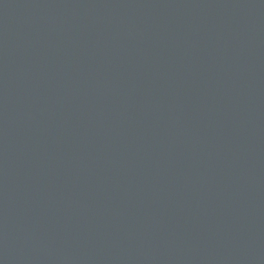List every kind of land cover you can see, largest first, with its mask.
Segmentation results:
<instances>
[{
	"label": "water",
	"instance_id": "95a60500",
	"mask_svg": "<svg viewBox=\"0 0 264 264\" xmlns=\"http://www.w3.org/2000/svg\"><path fill=\"white\" fill-rule=\"evenodd\" d=\"M0 264H264V0H0Z\"/></svg>",
	"mask_w": 264,
	"mask_h": 264
}]
</instances>
